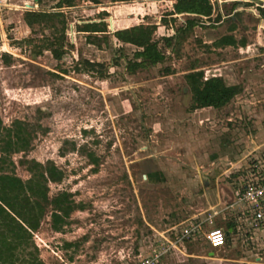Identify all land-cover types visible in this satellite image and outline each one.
Wrapping results in <instances>:
<instances>
[{
    "label": "rangeland",
    "instance_id": "obj_1",
    "mask_svg": "<svg viewBox=\"0 0 264 264\" xmlns=\"http://www.w3.org/2000/svg\"><path fill=\"white\" fill-rule=\"evenodd\" d=\"M58 1L0 0V120L3 126L22 120L33 133L31 147L12 155L14 172L27 179L21 160L52 161L65 176L49 183L50 195L67 190L84 204L61 231L50 216L44 219L34 232L40 257L46 264H142L145 258L264 264V233L238 236L217 250L206 238L212 226L226 230L229 215L224 219L221 209L243 184L250 160L264 154L253 148L264 141V0H211L210 21L194 26L174 49L162 36L196 16L172 20L176 0H74L61 8L67 28L57 59L50 49L35 50L60 32L49 23L32 31L23 16L27 9L56 10ZM218 12L222 18L214 21ZM101 20L109 32L96 35L100 45L88 42L78 26ZM139 23L157 24L154 37L167 58L131 73L126 63L137 47L113 32ZM224 34L245 44L216 47ZM29 37L31 43L16 42ZM85 59L100 65L80 70ZM194 68L205 79L223 76L241 92L221 108L193 109L185 75ZM194 221L203 222L202 230L177 240Z\"/></svg>",
    "mask_w": 264,
    "mask_h": 264
},
{
    "label": "trees",
    "instance_id": "obj_2",
    "mask_svg": "<svg viewBox=\"0 0 264 264\" xmlns=\"http://www.w3.org/2000/svg\"><path fill=\"white\" fill-rule=\"evenodd\" d=\"M40 1L38 0V3ZM73 4L74 0H59L54 6L56 10L27 9L24 12L23 19L32 31L37 24L49 23L54 30L60 32V35L53 39L47 37L45 43L35 50L36 53L50 49L57 59L63 57L67 21L61 8ZM260 10L264 13V8ZM182 13L196 16L188 18L186 24L178 27L174 34L162 36L161 40L167 48L174 49L175 44H180L194 26L202 21H210L214 6L211 0H176L168 14L175 20L173 15ZM221 18L222 14L218 12L214 21H220ZM55 19L59 21L60 27H57ZM157 27L154 23H139L113 32L119 42L137 47L133 58L127 59L126 67L129 72L134 73L140 68L166 60L167 55L160 46V40L154 37ZM235 27L232 25L230 30ZM78 30L87 34L88 42L98 45L100 42L95 40V37H98L96 35L109 32L105 20L82 23ZM32 41L29 37L16 42L22 44ZM239 43L244 45L245 39L237 40L234 34H224L214 41L216 47L236 46ZM118 62L116 59V63ZM80 63V70H92L100 65L99 62H91L88 59ZM185 77L192 93L193 109L221 108L241 92L240 85L228 84L221 75L205 79L201 69L194 68ZM32 136V131L24 121L15 120L11 126H3L0 120V264H46L40 257L39 247L34 241V232L40 228L47 216H50L52 228L61 231L72 212L84 208V204L76 203L72 193L67 190L50 195L49 183L61 182L65 176L64 170L54 162L42 163L36 159H23L21 161L26 164L30 176L23 179L14 172L12 155L27 151L31 147ZM90 157L93 163H98L93 153H90ZM227 226L229 230L234 224ZM229 238L230 235H227V242ZM72 245L73 242H65L66 247Z\"/></svg>",
    "mask_w": 264,
    "mask_h": 264
},
{
    "label": "built area",
    "instance_id": "obj_3",
    "mask_svg": "<svg viewBox=\"0 0 264 264\" xmlns=\"http://www.w3.org/2000/svg\"><path fill=\"white\" fill-rule=\"evenodd\" d=\"M212 2V1H211ZM213 4V3H212ZM246 178L233 197V205H245L249 218V228L245 235L264 226V154L254 157L246 168ZM210 222L212 221L209 220ZM202 221H194L185 225L177 240L192 238L202 230ZM236 229V228H235ZM227 231L221 227L212 226L206 232L207 243L210 248L217 250L227 244ZM155 258H145L142 264H151Z\"/></svg>",
    "mask_w": 264,
    "mask_h": 264
},
{
    "label": "crops",
    "instance_id": "obj_4",
    "mask_svg": "<svg viewBox=\"0 0 264 264\" xmlns=\"http://www.w3.org/2000/svg\"><path fill=\"white\" fill-rule=\"evenodd\" d=\"M259 130H260L261 134L263 135L264 126L260 125ZM255 144L256 145L253 147L254 150L262 149L261 152L264 153V141H262V142L260 141L259 143H256V141H255ZM246 173L247 172L245 171V174ZM236 194H237V192H235V194H234L233 197H235ZM233 197L229 198L230 200L228 202L226 201L227 203L225 202L226 206L221 209L222 214L224 215L223 216L224 219L227 218V215H229V220H226V221L224 220L225 221L224 223L226 224V231L228 232L231 229L230 228L228 230L227 224H234L233 228H236L234 230V232H230L228 234V235H230L229 241L231 239H234V238H236L238 236H242V235H244V236H247L248 235V236H250L252 238V236L254 234H257L258 231L261 232V233H264V226H261L256 231L251 232V233H247L245 235V233H244L245 230L250 229L249 228V218H250V215L248 214V212L246 210L247 208H246L245 205H238V208L237 209H234V210L231 211V208L233 206H235V205H233V199H232ZM218 213H219V211H216L215 212V214H218Z\"/></svg>",
    "mask_w": 264,
    "mask_h": 264
},
{
    "label": "water",
    "instance_id": "obj_5",
    "mask_svg": "<svg viewBox=\"0 0 264 264\" xmlns=\"http://www.w3.org/2000/svg\"><path fill=\"white\" fill-rule=\"evenodd\" d=\"M37 2H38V0H36ZM234 230H235V228H231L228 232H227V234H229L230 232H234Z\"/></svg>",
    "mask_w": 264,
    "mask_h": 264
}]
</instances>
